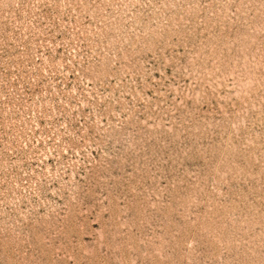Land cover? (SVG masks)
I'll return each mask as SVG.
<instances>
[{"label": "rangeland", "instance_id": "obj_1", "mask_svg": "<svg viewBox=\"0 0 264 264\" xmlns=\"http://www.w3.org/2000/svg\"><path fill=\"white\" fill-rule=\"evenodd\" d=\"M0 264H264V0H0Z\"/></svg>", "mask_w": 264, "mask_h": 264}]
</instances>
